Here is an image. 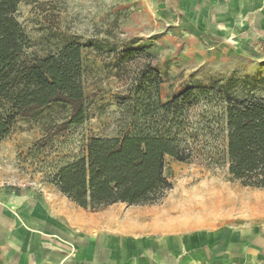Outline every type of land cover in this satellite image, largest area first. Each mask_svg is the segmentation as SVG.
<instances>
[{"label": "rangeland", "instance_id": "obj_1", "mask_svg": "<svg viewBox=\"0 0 264 264\" xmlns=\"http://www.w3.org/2000/svg\"><path fill=\"white\" fill-rule=\"evenodd\" d=\"M232 1L229 11L234 13ZM201 3L202 0H37L19 6L17 18L32 40L30 53L38 57L56 52L74 38L104 45L100 50L83 49L87 119L68 136L64 152L72 150L83 137L117 135L124 114L122 98L129 93L132 79L149 68H155L164 80L160 88L163 102L187 86L207 85L211 78H264V0L262 16L250 6V26L245 30L220 29L219 19H215L218 13L201 11ZM230 21L231 26L236 24L234 19ZM129 46L146 50L136 60L123 64L117 52ZM248 90L238 94L254 92L264 97V84ZM54 115L60 118L66 113L54 108ZM43 135L44 127L39 121L20 119L0 143V218L6 213L19 217L20 209L30 207L50 215L72 205L71 199L47 181L44 165L29 155ZM225 143L220 134L209 144L198 146L193 158L186 162L168 157L166 174L172 188L156 202L168 196L173 205L180 204L183 196L204 199L210 209L205 210L204 217L251 234L255 259L247 264H264V189L244 186L230 174Z\"/></svg>", "mask_w": 264, "mask_h": 264}, {"label": "trees", "instance_id": "obj_2", "mask_svg": "<svg viewBox=\"0 0 264 264\" xmlns=\"http://www.w3.org/2000/svg\"><path fill=\"white\" fill-rule=\"evenodd\" d=\"M36 1L0 0V143L20 119L39 121L44 135L29 155L44 165L48 182L96 211L120 202H156L172 188L167 158L186 162L220 134L230 174L244 186L264 189V97L238 94L257 89L262 77L211 78L163 102L164 80L149 68L132 79L122 98L117 135L83 137L64 152L68 136L87 119L83 49L104 45L74 38L45 57L30 53L32 40L17 14L22 3ZM145 50L124 48L117 52L119 62L136 60ZM54 108L66 115L58 118Z\"/></svg>", "mask_w": 264, "mask_h": 264}, {"label": "crops", "instance_id": "obj_3", "mask_svg": "<svg viewBox=\"0 0 264 264\" xmlns=\"http://www.w3.org/2000/svg\"><path fill=\"white\" fill-rule=\"evenodd\" d=\"M232 2L234 13L230 0H202L201 11L218 13L220 29H247L250 6L263 14V0ZM170 198L120 202L96 212L69 200L67 209L50 215L31 207L20 209L19 217L6 213L0 218V264H247L255 259L251 234L204 217L210 211L204 199L183 196L173 205Z\"/></svg>", "mask_w": 264, "mask_h": 264}]
</instances>
